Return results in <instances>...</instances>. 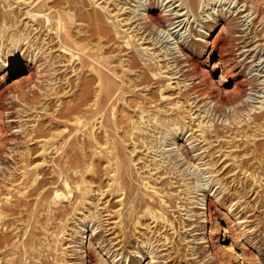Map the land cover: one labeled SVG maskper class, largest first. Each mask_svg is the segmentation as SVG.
Listing matches in <instances>:
<instances>
[{
  "label": "bare ground",
  "instance_id": "6f19581e",
  "mask_svg": "<svg viewBox=\"0 0 264 264\" xmlns=\"http://www.w3.org/2000/svg\"><path fill=\"white\" fill-rule=\"evenodd\" d=\"M17 1L12 0L13 4L11 6ZM31 1L33 2V0H21L24 4ZM99 1L91 0V4L95 6ZM210 1L162 0L161 6L158 7L160 15H156L153 6H145L141 1L114 0L113 4H116L114 10H111L109 6L98 5L104 11V14L96 12V14L86 16L83 12L77 11L73 17L67 16V18L66 15L56 9L54 13L46 16L43 12L46 2L42 5V1L37 7L33 5L34 8L30 9L25 16L29 17L40 28L39 33L44 29H49L51 33L55 32L54 39L58 40V45H56L64 53L63 60L59 64L66 63L64 67L74 74L75 79L73 80V77L67 79V76L64 77V80L61 77L60 79L54 77L58 73L54 65L58 63H55L56 58L53 59L52 54L47 56V52L44 51V48L52 42L47 44L44 39L40 42L37 40L38 37H32V32L22 31L19 26L20 19L17 16H12V12L0 16V58H2L0 59V69L2 70V68L8 66L15 67L12 62L15 58L21 57V53H23V57L27 55L25 60L28 64L30 63L29 66L31 67L30 77L22 83V89L27 90V92H20L15 100L20 102L22 99L25 101L24 108L27 109L28 107V110H31L30 107L34 105H31L28 95H33V99L38 101L35 104L41 106L44 117L48 114H46L48 112V101L57 100L58 103L61 101V105H58L60 109L57 111V115L52 116L50 122L55 128L64 129V132L52 134L51 138L47 139L52 144L50 146L52 148L55 146L54 143L56 142L54 141L56 139L64 137L61 147L55 149L56 155L65 154V158L68 157L73 163L74 158L68 147L73 148L78 145L80 138L84 137L82 156L79 158L83 173L80 174L78 179H74L68 166L65 168L63 175L59 171L58 173L55 172V178L61 179L63 184L60 186V184L51 181L50 188L56 189L52 192L51 190L43 191L46 184L43 180L39 181L40 175H42L40 166L31 169L35 159H29L27 153L21 154L17 158L14 154L17 152L16 150H11L6 154L4 142L6 139L0 136V157L10 155V159L15 162V167L21 165L18 171L21 173L20 178L23 179V183L25 181L28 183L24 184L23 188L8 191L5 201L0 206V208H4V211H0V233L3 230L10 231L9 234H0V264H6L5 260L9 257L13 259H9L7 264H32L36 259L39 261L43 259L46 247L35 230L38 226H46L44 227L46 229L50 226V220L43 216L42 208L49 205L55 206L62 201L71 203L73 194L71 185L75 181L77 183L75 184V190L78 192V197L69 212V216L74 218L76 217L75 214L81 215V208L91 212L94 205L92 203L100 198L99 202L102 200L104 203L103 213L106 214L107 219L98 218L100 220L96 221V215H89L86 217V221H88L86 225L89 228L90 224L97 222L98 226L96 228L94 226L90 227L92 229L90 231L96 234L100 228L105 231V225L109 226L110 221L115 219V222H113L114 227H112L115 231L113 232L112 228L108 231L112 235L116 233L117 237L114 239L120 240L116 244L117 246L121 244L123 237L126 238L128 230L133 231V233L139 231L141 234L140 230L144 227L143 221L145 220L155 224L156 229H160L158 233L164 229L168 232L169 229L174 236L179 237L178 220L182 218V212H187L185 216L192 218L189 214L193 212L194 208H190L191 206L197 205L200 207V210L203 211L202 217L209 218L211 216L212 206L214 205L211 196L215 186H222V182L210 181L213 173L207 172L205 168L210 165L205 162L207 157H204V154L213 146L212 136L217 140L223 139L220 130L222 132L227 130V133L236 132L238 135L233 140L237 138H240L241 141L246 140L245 144L252 146V154H256L261 150L260 146L254 143L252 139L264 137V125L261 124L264 120V87L260 90L261 96L254 98L256 102L250 101L253 98L251 92L258 90L259 82L264 85V80L261 81L257 78L252 80L253 78H249V76H243L242 80L235 84L232 93L223 96L215 87V82L213 84L212 81L213 87L207 90L204 85H208V78L198 76L193 79L192 86L194 87L182 95L183 100L168 105L170 97L166 95L172 89L171 81L183 70L176 73L172 72L174 74H170L168 80V77H165L167 73L164 72V69H170L172 66L164 68L165 66H161L159 62V56H156L155 52H149L153 49L143 47L146 41L152 40L149 37L155 31L159 35L155 40L153 39L154 45L161 44V47H163L167 44L163 48V50H167V57L177 54L180 55L179 57H187L183 52V44L187 41L186 36L184 37L186 32L183 33V30L187 31L190 19L199 14L198 10L201 9V13L209 10L205 11ZM234 2L235 0H232L230 4L232 5ZM6 3V5H10L8 0H6ZM239 5L234 9H238ZM244 7H246V10H242L238 15L248 12L246 4L240 8L243 9ZM249 15L246 16L247 19H249ZM103 17L108 20L107 23L102 22ZM243 18L245 17H240V19ZM212 19L213 24L223 21L221 17H219V20L215 17H212ZM80 21L90 22L89 28L85 29L86 31L83 33L81 32L82 36L78 34L75 28L76 23ZM140 21L141 23L137 25V22ZM144 24L145 27L142 26ZM214 27L211 26L206 31L207 34L211 35V30ZM149 30L150 33L146 36ZM35 31L33 30V32ZM97 35L102 36L105 42L99 44L97 50L94 51L93 47L88 48V46H91V42L96 39ZM258 37H261V35ZM202 38H205V36ZM116 40L122 42L123 50L136 51L126 61L127 65L120 58L119 62L116 61L115 58H118V56H113L115 49L108 48L110 43L115 45ZM231 40L233 43L238 41L233 40V38ZM239 40H243V38L240 36ZM261 40L260 42L244 40L240 43L241 45L234 46V51H231L232 55L228 60L224 58L227 56L225 55V46L213 42L212 48L217 51L220 57L214 69L224 68L230 74L229 76L235 80L241 77L243 71L250 69V67L248 69V64H256L259 60L260 65L257 67L260 68L261 73L264 72V62L261 64L264 45L262 44L263 39ZM170 41L173 42L172 46H175L174 48L168 47ZM8 42L9 44H6ZM5 47L8 49L6 54L4 53ZM169 51L170 54H168ZM173 52L175 53L172 54ZM248 60L252 61L247 63ZM115 61L119 63H117V66H114ZM187 63L185 62V64ZM141 65L142 68H140ZM138 69L140 75L136 79L132 73ZM258 71L259 69H257ZM149 74H152V77ZM260 78H264V76L262 75ZM201 79L202 81H200ZM41 80L50 81L51 85L52 83L57 85L59 81V84H62L61 87L68 85L70 91L64 93L62 98L58 97V91H54L51 85L44 87L45 82L40 83ZM165 80L168 86L162 88L161 86ZM187 81L189 80H185L184 83ZM154 84L159 85L160 90L157 92L152 91L151 98L143 97V92L147 88L153 87ZM47 88L50 90H47ZM72 91L73 93L69 97ZM39 93H42V95H39ZM54 95L57 97L52 99ZM65 97H69L71 101L65 102ZM166 105L168 106L166 107ZM209 105H213V110H206ZM132 107L138 109L139 116H136L135 113L134 116L126 114L129 108ZM1 108L0 132L3 125ZM227 111H229V116H226ZM231 112L232 115H230ZM220 121L221 124L219 125ZM253 125L255 127L250 135L247 131L252 130ZM65 133H67L66 137L64 136ZM167 140L170 144L164 145ZM183 140H185L187 147V155L179 152L178 143ZM252 143L253 145H251ZM167 146L174 147L172 151H177V157L185 161L184 166H188L185 171L182 172V170L177 169L176 164L170 163L169 156L166 157L169 152H165ZM44 147H46L44 149L46 151L47 141L42 143V148ZM234 148H237V146ZM250 149L251 147H248V150ZM142 153H147L148 157H144ZM152 156L153 159L149 162L148 159ZM161 156L160 160L156 159ZM229 157H232V154H229ZM71 165L69 164L70 167ZM249 166L247 164L248 169L246 170L241 166L238 168H240L243 175H246L250 170ZM146 170H149V172H145ZM4 171L2 169V172ZM187 171L190 175L186 174ZM256 171L254 170L250 176L253 180L251 182L262 184L261 176L259 177ZM18 172L11 173L9 170L6 173L4 172L2 174L3 180H7V177H11ZM153 172L155 174H152ZM207 174L211 176L203 185L201 181L206 179ZM167 176L168 180L174 179L176 181L169 180L166 183L163 178L167 179ZM188 176L192 177L185 181L193 182L186 185V195L192 196L199 193L198 197L201 199L198 200V203L195 201L183 205L181 196L174 197L173 186L174 184H180ZM180 177L181 179L178 180ZM59 187H62V189L58 190ZM97 192L99 193L98 198L94 195ZM216 194L217 191L213 196ZM187 199L190 200V198ZM191 199L194 200L195 198ZM241 199L242 197H240ZM180 204L181 206H179ZM235 206L237 204L232 205L233 208ZM232 207L231 209H233ZM177 208L178 212L176 211ZM177 213L180 217L175 216ZM64 218V224L60 226L53 239L54 252L61 253L65 263L67 253L61 250V244L56 241L59 238L63 239L67 232L69 220L66 219L67 216H64ZM101 222L102 224H100ZM24 224L27 225L23 233L20 226H24ZM241 224L242 227L245 222ZM87 226L79 231L85 233L86 229L84 228H87ZM150 229L151 226H148L147 230L151 231ZM151 233H154L155 236V232L152 231ZM172 239V235L170 238L164 236V240L156 239L155 242L152 238V241L143 242L142 245L145 246L146 254L153 256L154 252H157L160 248H167L170 244L167 242H171ZM155 243L158 244L155 246ZM123 250L124 247H118L115 252H118V256L124 257L125 254L121 253ZM162 251H167V249H162ZM176 252V256H178L179 252L177 250ZM54 264H59V262L56 261ZM87 264H91V262Z\"/></svg>",
  "mask_w": 264,
  "mask_h": 264
},
{
  "label": "rangeland",
  "instance_id": "374dc122",
  "mask_svg": "<svg viewBox=\"0 0 264 264\" xmlns=\"http://www.w3.org/2000/svg\"><path fill=\"white\" fill-rule=\"evenodd\" d=\"M8 1L10 2V5H6V0H0V16L4 13L9 14L12 12V16H17L20 19L18 20L20 22L19 26L21 27L22 31L26 30L28 33L32 32V37H38L37 40L40 42L44 40L47 44L52 42L46 48H44V51L47 52V56L52 54L53 59L56 58L55 63L58 64L54 65V67L58 73L54 77L59 79L61 77L62 80H64L65 76H67V79H71L74 74L71 73V70H67V68L64 67L66 66V63L63 62L59 64V62L63 60L62 56L64 53L60 48H58L59 46H57L58 40L56 38L54 39L55 32L51 33L49 32V29H44L41 33H39L40 28L35 23H33L29 17L25 16V14L29 12L30 9L37 7L40 3H42V1V5H44V2H46L45 8L43 10L46 16L54 13L57 10L66 15V18L67 16L73 17L77 11L83 12L86 16L94 13L96 14V12L104 14V11L98 5L109 6L111 10H114V6L116 5L113 4L114 0H100L95 6L91 4V0H40L39 2L37 0H33V2L35 1L34 4H32V1V3L30 2L24 4L21 2V0H18L12 6V0ZM140 1L145 6H153L155 8V14L160 15L158 7L161 6L162 0H147V2H145V0H138V2ZM231 1L232 0H211L208 3V8L205 9V11L209 9L207 12L201 13L200 9L198 10L199 14H197L195 18L192 17L190 19L187 31L183 30V33L186 32L184 37L186 36L185 38H187L186 43L183 44V52L187 55L188 59L187 57H179V54L167 57V50H163L167 44H165L163 47H161V44H158L157 46L154 45V40L157 38V35H159L155 31L149 37L152 40L145 42V46L143 47H150V50L153 49V51L149 52H155L156 56H159V62L161 66H165L164 68H170L172 66L170 69H164V72L167 73L165 77H168V80L170 78V74H174L180 70H183L181 74L175 76L171 81L172 89H170L166 95L167 97H170L168 99L170 101L168 105L174 104L175 101L183 100L182 95L184 92L194 87L192 86L193 79L198 76L200 78H208V85H204V88L207 90L213 87L211 82L213 81V84L215 82V87L219 92H221L223 96L230 95L235 89V84L241 81L243 76H249V78H253L252 80L256 78L261 79V81L264 80V78H260L262 75L264 76V72L261 73L260 68L257 67L260 65V63H258L259 60H257L256 64H248V69L249 67L250 69L243 71L241 77L235 80L229 76L230 74H228L224 68L214 69V66L217 64L220 57L217 54V51L213 50L212 48L213 42H218L220 46H225V55H227L224 57L225 60H228L232 55L231 51H234V46H238V44L244 40H248L250 42L252 40L254 42H260L262 41L261 39H263L262 44L264 45V0H235L232 5L230 4ZM245 4L247 5L248 12L238 15L242 10H246V7L243 9L240 8L245 6ZM238 5V9H234V7H237ZM141 14H143V12H141ZM248 14H250L249 19L246 18ZM242 16L245 18L240 19ZM212 17L217 18V20H219V17H221L223 21L219 22L218 24H213ZM107 21L108 20L103 17L102 22L107 23ZM140 23L141 21L137 22V25ZM76 24L77 25L75 28L78 34H81V36L82 33L90 26L89 21H80ZM142 26L145 27V24ZM211 26L215 27L211 30L210 35L207 34L206 31H208ZM33 30L36 31L33 32ZM149 33L150 30L146 36L149 35ZM111 35L113 36V34ZM259 35H261V37H258ZM204 36L205 38H202ZM240 36L243 38V40H239ZM102 38V36L97 35L96 39L91 42L92 44L91 46H88V48L93 47L94 51L97 50V46L105 42V39L103 40ZM232 38L233 40L238 41L233 43L231 40ZM6 44H9V42ZM172 44L173 42H171L168 47L174 48L175 46H172ZM109 45L108 48L112 47V49H115L113 56H118V58L116 57L115 60L119 62L120 58L122 61H125V65H127L126 61H128L129 57L132 56V53L136 52L129 49L123 50L122 42L120 40H116L115 45H113V43H110ZM227 49L230 50L228 51ZM4 53H8V49H6V47L4 48ZM168 54H170V51ZM26 56L23 57V53H21V57L15 58V60L12 62V65L15 67L8 66L2 68V70L0 69V107H2L1 114L3 118L0 136L5 137L6 139L4 141L6 145V154H8L11 150H16L17 152L14 154L17 158H19L21 154L27 153L29 159H35L31 169L33 170L35 166H40L42 175H40L39 181L43 180L46 184L44 185L43 191L51 190L53 192L56 189L50 188L51 181L60 184V186L63 184L61 179L55 178V172L58 173L59 171L63 175L65 168L68 166L70 168V174L74 179H78L80 174L83 173V168H81V161L79 158L82 156L84 137L80 138L78 145L74 146L73 148L68 147V149L71 150L72 156L74 158L73 163L68 157L65 158V154L56 155L55 149L61 147V143L64 142V137L56 139L54 141L56 143L53 142L55 146L52 148L50 147L52 144L47 139H50L52 134H60L61 132H64V129H57L50 122L52 116L57 115V111L60 109L59 106L61 105V101L59 102L60 104L57 100H54L53 102L48 101V112H46V114H48L46 117H44L43 113L41 112V106H37L38 101L33 99V95H28L30 99L29 101L32 103L31 105H34L30 107L31 110H28V107L27 109L24 108L25 101L22 99L20 102L15 100V97L19 96L20 92H27V90L22 89V83H24V81L28 80L30 77L31 67L29 66L30 63L28 64V62L25 60ZM261 56H263L262 59L264 60V51ZM263 60L261 64L264 62ZM116 61V65L114 64V66L119 64ZM251 61L252 60H248L247 63H250ZM185 62L188 63L185 64ZM140 68H142V65ZM139 69L137 71H133L132 74L134 78L140 75ZM257 69H259L258 72ZM250 72L252 73L249 74ZM149 76L152 77V74H149ZM73 79H75V77H73L72 80ZM185 80L189 81L184 83ZM42 81L45 82L44 87L51 85L50 81L46 82V80H41L40 83H42ZM200 81H202V79ZM67 82L68 80L66 83ZM54 84L55 83H52L51 87L54 88V91H58V97L62 98L64 93L70 91V89L67 87L68 85L61 87L62 84H59V81L57 85ZM262 84V82H259L258 90L251 92L253 98L250 102H256L254 101V98L261 96L260 90L264 87ZM167 86L168 84H166L165 80L161 87L166 88ZM151 87L147 88L146 91L143 92V97L151 98L152 91L157 92L160 90V87L157 84H154V86L152 88ZM50 89L47 88V90ZM72 93L73 91L69 94V97L72 95ZM39 95H42V93H39ZM57 96L54 95L52 99ZM69 97H65V102L71 101ZM192 98H194V96H192ZM35 102L37 103L35 104ZM191 104L189 105L191 106ZM168 105H166V107ZM209 109L213 110V105H209V107L206 108L207 111ZM134 113L137 114L136 116H139L138 109H134V107H132L129 108L126 114L134 116ZM228 114L229 111H227L226 116H229ZM232 114L233 113L231 112L230 115ZM220 124L221 121L219 122V125ZM261 124L264 125V120L261 122ZM254 127L255 125L252 126V130L247 131L250 135L252 134ZM220 131L223 139L217 140L214 138V136H212L211 142L213 146L209 151H207L206 154H204V157H207L205 162L210 165L205 168L207 169V172L213 173L212 179L210 181L215 180V182H222V186H215V190L211 196L214 203V207L212 206V213L210 216L211 218L202 217L203 211L200 210V207L194 205L190 207L194 208L193 212L189 214L192 218L185 216L187 212H182L181 215L183 216H181L182 218H179L178 220V231L180 234L179 237L176 235L174 236L173 232L169 231V229L168 232H166L164 229L158 233L160 229H156L155 224H151V221L145 220L143 221L144 227H142L140 230L141 234L139 231L133 233V231L128 230L129 232L127 231L126 238L123 237L121 244L117 246L116 244L119 243L120 240L114 239L117 237L116 233L115 235H112L108 231L110 228L114 227L113 222H115V219L110 221L109 226L105 225V231L103 228H100L96 234H94L93 231H90L92 230L90 227L94 226L96 228V226H98L97 222L90 224L89 228L86 225L88 224L86 217L89 215H96V221L100 220L98 218H103L104 220L107 219L106 214L103 213L104 203L102 200L99 202L100 198L96 199L92 203L94 205L91 209V212L81 208V215L75 214L76 217L74 218H72L73 216H69V212L72 210L73 204L78 197V192L75 190V184H77L75 181L73 185H71V188H73L71 203L62 201L55 206L49 205L42 208L43 216H46L47 219L50 220V226L46 229L44 228L46 226H38L35 231L43 245L46 247V251L41 261L36 259L32 264H54L56 261H58L59 264H87L88 262H91V264H264V137L252 139V141L254 140V143H257L261 149L258 153L252 154V146L246 145V140L241 141L240 138L233 140L234 137L238 135L236 132L227 133V130L223 132L222 130ZM64 136L66 137L67 133H65ZM44 141H47L48 143L46 151H44L46 147L42 148V143H44ZM184 141L185 140L179 141L178 143L179 152L180 154L184 153L187 155V147ZM166 144H170V142L167 140L164 142V145ZM251 145H253V143ZM236 146L237 148H234ZM248 147H251V149L248 150ZM79 149L81 150L80 152ZM172 149H174V147H165V152H169L166 154V157L169 156L168 160H170V163L172 162L173 165L176 164L177 169L182 170V172L185 171L188 166H184L185 161L177 157V151H172ZM75 153L77 154L76 157ZM142 154L144 157H148L147 153ZM229 154H232V157H229ZM226 156L228 158H225ZM161 158L162 156L157 157L156 159L160 160ZM152 159L153 156L152 158L150 157L148 161L151 162ZM0 164H2L0 167L1 206L8 195V191H12L21 187L23 188L24 184L28 183H26V181L23 183V179L20 178L21 173L18 172L21 165L15 167V162L10 159V155H3L0 157ZM69 164H72L71 167ZM247 164L250 165V170L246 175H243L240 172V168L238 167L241 166V168L246 170L248 169ZM2 169L5 170V173L8 170L11 171V173H18H14V175L7 177V180L4 181L2 177L4 172H2ZM254 170H257L256 173L259 175V177L261 176L260 178L262 184L251 182L253 180L250 176ZM145 172H149V170H146ZM152 174H155V172ZM186 174L190 175L189 171H187ZM210 176V174H207L206 179H202L204 181H201V184L204 185L205 181ZM170 177H172V175H170ZM191 177L192 176H188L180 184H174L173 186L174 197L181 196L183 205H187L195 201L198 203V200L201 199L198 197L199 193L193 194L192 196L186 195V185L192 183L193 181L185 180H189ZM179 179H181V177L178 178V180ZM163 180H165L166 183L169 180L172 182L176 181L174 179L168 180V176L167 179L163 178ZM61 189L62 187L58 188V190ZM216 191L217 194L213 196ZM94 195H96L98 198L99 193L97 192ZM240 197H242L241 200ZM187 198H190V200ZM191 198L195 199L193 200ZM32 199L34 200L35 198ZM235 204H237V206L233 208L232 205L234 206ZM179 206H181V204ZM231 207L233 209H231ZM0 211H4V208H0ZM176 211L178 212V208ZM64 216H67L66 219L69 220L67 224L68 229L64 238H59L56 241L61 244V250H64L67 253V257H65V263L63 262V255L59 252H54L55 244L53 239L55 238V234L59 230L60 226L64 224ZM175 216L180 217L178 213ZM243 222H245V224L241 227V223ZM100 224H102V222ZM26 225L27 224L20 226L21 229H23V233L25 231ZM86 226L87 228H84L86 229L85 233L83 231H79L81 228ZM148 226H151V231L147 230ZM112 231H115L114 228H112ZM152 231L155 232V236L154 233H151ZM9 232L10 231L3 230L0 234H9ZM171 235L173 236V239L171 242H167L168 244L170 243L167 248H160L161 250L159 249L157 252L155 251L153 256L146 254V251L144 250L145 246L142 245L143 242H150L152 241V238L154 242L156 239L164 240V236L170 238ZM157 244L158 243H155V246ZM118 247H124V250L121 253H124V257L127 258L118 256V252H115L116 248ZM162 249H167V251H162ZM176 250L179 252L178 256H176ZM9 259L13 258H7L5 260L6 264Z\"/></svg>",
  "mask_w": 264,
  "mask_h": 264
}]
</instances>
